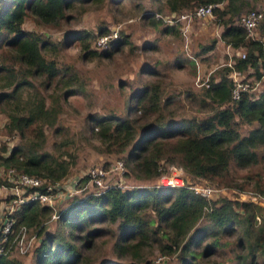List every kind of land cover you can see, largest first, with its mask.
Listing matches in <instances>:
<instances>
[{"label": "trees", "instance_id": "16d2710c", "mask_svg": "<svg viewBox=\"0 0 264 264\" xmlns=\"http://www.w3.org/2000/svg\"><path fill=\"white\" fill-rule=\"evenodd\" d=\"M76 1L87 0H0V109L7 118L5 133L16 132L19 137L10 149L0 144V167L44 179L45 184L37 188L41 191L47 183L56 184L66 178L74 160L68 151L73 140L58 124L63 98L46 105L32 80H37L39 86L43 78L62 81L63 97L82 93L84 88L75 70L69 65L58 67L55 58L58 48H65L68 38L73 37L86 54L109 56L126 44V35L118 30L104 49H88L92 38L109 32L101 27L95 34L85 30L70 32L56 44L41 32L22 27L26 16L38 23L62 20L66 17L65 10ZM162 2V7L142 17L156 25L165 22L153 13L164 15L189 10L197 4L220 3L212 10L214 22L221 27L219 40L241 51L243 57H232V66L223 65L220 72L199 85L196 95L185 91L182 99L195 102L199 109L195 112L206 111L203 116L175 117L166 109L176 95L164 96L154 82L132 96L133 104L131 98L129 103L126 101V117L113 111L89 116L85 131L98 142L95 148L99 152L124 153L125 177L129 172L137 181H152L160 174L157 170L160 165L179 166L192 175L215 179L235 190L264 195V174L237 176L231 170L264 162V41L250 38L236 23L241 12L252 7V3L250 0ZM165 24V31L171 30L173 25ZM257 26L264 38V20ZM212 46L213 43L203 47L201 52ZM231 69L246 72L260 82L255 97L243 93L237 101H230L231 80L227 74ZM146 70L155 74L150 68ZM22 88L30 91L26 110L7 111L5 106ZM132 106L140 110V116L128 119ZM243 127H248L245 133ZM45 128H54L53 133L63 137L53 153L44 147ZM85 180L82 177L76 188ZM8 186L0 179V187ZM51 212L49 206L32 201L10 214L13 229L24 226L37 242L24 255L13 251L1 255L0 264H23L21 257L28 255L32 264H83L82 250L90 248L93 240L105 233L104 226L100 227L103 223L113 226L108 231L116 259L127 256L130 264L149 263L148 255L153 250L160 256L174 258L176 264H264V210L221 196L206 200L182 187L111 188L98 196L85 195L83 191L82 196L67 199L55 220V228L47 231L44 223Z\"/></svg>", "mask_w": 264, "mask_h": 264}, {"label": "rangeland", "instance_id": "374dc122", "mask_svg": "<svg viewBox=\"0 0 264 264\" xmlns=\"http://www.w3.org/2000/svg\"><path fill=\"white\" fill-rule=\"evenodd\" d=\"M162 1H76L73 7L65 10L66 17L57 22L38 23L29 16H26L23 20L22 27L24 29L41 32L47 37L48 41L55 44L56 42H62L66 34L76 30H85L95 34L101 27L105 30H116V32L119 30L126 35V44L121 46L120 50L110 53L109 56L86 54L78 42L73 40V37L68 38L69 42L65 48H58L59 51L55 53L58 67L69 65L75 70L79 78L78 81L82 83L84 88L82 93L63 97L62 81L58 82L55 79L43 78L45 86L43 84L39 86L37 80H32L37 91L44 97L46 105L53 103L55 99L63 98L64 100L61 113L58 115V124L66 130L67 136L73 140L68 151L74 156L73 163L64 179L65 183L69 179L81 178L89 168L101 167L104 163L124 158V153L106 154L95 148L99 145L98 142L91 139L90 133L85 131L87 117L104 115L109 111H113L121 117H126L127 111L124 108L126 101L129 103L131 98L130 103L133 104L135 98L132 96L144 90L146 84L154 82L159 84L165 94L164 96L176 95L166 109L169 112L172 111L175 117L179 114L203 116L206 111L195 112V110H199L195 102L191 103L190 100L182 99L185 91L196 95L200 83L209 79L210 76H214L216 72H220L228 58L231 59L237 56V53H241V51H235L230 47L227 48L219 41L221 27L214 22V17L189 21L184 31L180 29V24H172L171 30L169 28L165 31V23L159 22L154 25L148 21L147 17H142V14L146 15V13L155 11L156 7H162ZM250 3H252V7H246L241 14L250 9H256L262 14L260 20H264V0H250ZM153 14L155 15V13ZM260 20L258 23H260ZM237 22L238 20H236ZM258 23L255 26L253 37L264 41V38L260 35ZM92 41H94V38H92ZM92 41L88 48L91 50L94 48ZM212 43L213 46L210 50L201 52L203 47ZM193 58L196 62L192 60ZM146 68L152 69L155 74L152 72V74H149ZM227 76L230 80L252 78L251 81L258 83L257 86H260V82L246 72L234 76L229 72ZM253 83H251L252 86ZM29 92L27 88L20 89L14 99L7 103L5 109L7 111L26 110ZM132 108L133 111L130 112L128 119L140 116V110H136V106H132ZM6 121L5 112L0 109V144L2 143L7 149H10L17 144L19 137L16 132H12V134L5 133L4 125ZM247 128L243 127L242 132L245 133ZM53 129H44V147L49 153L54 152L53 148L63 138L60 134H54ZM0 170L2 173L0 179L3 180L6 169L3 170L0 167ZM231 170L237 176L261 175L264 174V162H258L244 169L231 168ZM122 178L127 189L137 186L154 187L155 185V180L140 182L135 180L129 172L128 176L123 175ZM193 181L191 180V182ZM201 181L204 185L222 186L225 189L237 191L215 179ZM243 191L253 192L251 190ZM82 194L81 191L73 195L82 196ZM10 196L12 195L8 191L0 187V214L5 211L6 206L10 205ZM219 196L223 197L221 194H215L211 200ZM67 197L66 192L61 191L58 193L54 209L63 210ZM55 222L50 219L45 221L46 230L52 231L55 228ZM102 226H104L105 233L96 237L90 248L82 250V253H84L83 264H88L89 260H92V264H107L112 261L120 264H130L127 256L116 259L112 248L113 239L108 231V229H113V226L104 223L100 225V227ZM21 259L23 264H32L30 255L22 256ZM148 261L147 264H176L174 258L160 256L155 250L148 255Z\"/></svg>", "mask_w": 264, "mask_h": 264}, {"label": "built area", "instance_id": "2783aa9c", "mask_svg": "<svg viewBox=\"0 0 264 264\" xmlns=\"http://www.w3.org/2000/svg\"><path fill=\"white\" fill-rule=\"evenodd\" d=\"M217 6H220V3H202L193 6L189 10H180L164 15L155 13V15L161 17L167 24H180V29L184 31L189 21L212 17V10ZM261 17L262 14L260 11L250 9L239 16L237 23L244 28L247 36L254 38V29ZM117 32L116 30H109L108 33L96 35L93 41L94 49H104L108 41L115 38ZM225 46L229 48L228 45ZM237 55L243 57L242 52L237 53ZM192 60L196 62L194 58ZM232 64V58H228L224 66L231 67ZM230 73L234 76L238 75L239 72L231 69ZM251 80L252 78L246 80H231L230 101H237L243 93H246L250 97H255L260 90V86H257L258 83H253ZM204 82L200 83V85ZM251 83H253V86ZM124 170L123 161L121 159H115L106 168H89L83 174L82 177H85L86 180L79 188H76V184L82 177L69 179L67 183L64 182V179L56 184L47 183L44 191H41L37 188L45 184L46 181L44 179L17 172L11 168L6 169L3 180L9 186L2 187V189L8 191L12 196H10V205L6 206L5 211L0 214V256L11 251L18 255H24L37 242L34 234L30 235L24 226L21 225L17 229H13L14 220L10 214L18 210L20 205L32 201L47 205L52 210L49 219L55 221L61 211V209H54V203L58 193L61 191L66 192L68 195L67 198H70L74 196V193H80L81 191H85V195L98 196L111 188L127 189L122 178ZM157 170L160 171V174L154 179V187L156 188L182 187L191 190L194 195H198L206 200L211 199L215 194H221L228 201L239 204H253L264 210V195L250 191L229 190L222 186L204 185L201 183V180H205L206 178L192 175L179 166L164 167L160 165ZM0 174H2L1 170ZM191 180L194 181L191 182ZM87 189L88 191H86Z\"/></svg>", "mask_w": 264, "mask_h": 264}, {"label": "crops", "instance_id": "0c3cea01", "mask_svg": "<svg viewBox=\"0 0 264 264\" xmlns=\"http://www.w3.org/2000/svg\"><path fill=\"white\" fill-rule=\"evenodd\" d=\"M254 1H256V0H254ZM220 41V40H219ZM221 42V41H220Z\"/></svg>", "mask_w": 264, "mask_h": 264}]
</instances>
